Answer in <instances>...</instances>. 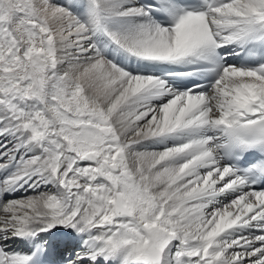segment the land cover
I'll return each mask as SVG.
<instances>
[{
  "label": "snow or ice",
  "instance_id": "obj_1",
  "mask_svg": "<svg viewBox=\"0 0 264 264\" xmlns=\"http://www.w3.org/2000/svg\"><path fill=\"white\" fill-rule=\"evenodd\" d=\"M0 264H264V0H0Z\"/></svg>",
  "mask_w": 264,
  "mask_h": 264
}]
</instances>
